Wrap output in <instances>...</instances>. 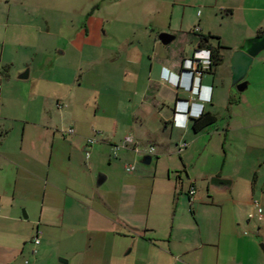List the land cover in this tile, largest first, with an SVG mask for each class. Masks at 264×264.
I'll use <instances>...</instances> for the list:
<instances>
[{
    "label": "crops",
    "instance_id": "obj_1",
    "mask_svg": "<svg viewBox=\"0 0 264 264\" xmlns=\"http://www.w3.org/2000/svg\"><path fill=\"white\" fill-rule=\"evenodd\" d=\"M238 3L241 0H234L226 9L228 13L235 15L241 8ZM94 19L90 15L87 24L74 27L67 38L66 32L59 29L57 39L62 38L61 43L65 44L55 45L61 56L49 57L50 65L66 61L71 48L82 54L90 47L99 50L100 57H106L102 21ZM10 27L4 26L2 32L0 29V69L11 78V71L22 56L23 31L17 19ZM263 28L260 23L255 36L263 35ZM138 33L134 29L129 36L133 38ZM191 33L198 36L195 42L188 32L183 34L193 54L205 50L199 47L200 37L213 33ZM160 34L161 31L152 33L144 27L142 39H128L125 62L134 67L128 72L132 78L111 81V85L119 83L121 90L126 91V109L120 112L128 114V118L126 123L116 118L114 125L129 126L139 141L156 145V153H147L152 161L153 155L173 147L179 154L191 152L199 137L209 134L212 126L215 131L210 139L223 148L225 156L230 151L235 157L229 164L225 161L220 169L208 162L198 172L187 168V178L176 169L175 180L171 179L173 170L169 166L171 188L167 196L172 197L173 204L166 206L165 211L153 208L155 181L149 188L143 173L134 176L136 186L98 191L94 188L95 165L88 166L96 143H89V129L83 119L73 117L76 108L83 107L87 100L81 91L82 81L76 78L74 84L65 77L42 78L39 73L33 75L32 65L26 63L31 68L21 72L20 78L34 77L30 78L33 85L27 97L9 94L7 100L14 104L9 108L0 98V264H43L44 258V264H62V256L67 264H264V110L254 118L255 113L233 106L247 102V98L232 88L231 94L228 90L232 64L219 36V40L211 38V43L222 46L223 61L195 77L192 93L188 90L191 76L183 74L185 60L189 59L184 57L185 49L171 52L170 44L178 33H170L174 39L166 48H161L164 44L155 37ZM141 40L146 43H137ZM120 58L118 50L111 51L109 59ZM74 60L80 64L82 56ZM146 60H150L147 71ZM67 87L70 88L65 90ZM24 101L27 111L23 110ZM180 101L190 102L191 117L210 111L216 114L217 121L199 132L193 130L192 119L187 127L175 125L176 108L185 105ZM67 108L75 112L72 116L68 113L70 116L65 119ZM184 143L187 146L182 147ZM116 145L119 144L113 139H107L100 147L112 150L115 158L126 148L140 152L135 141L120 149ZM75 156L85 160V166L81 163L79 167L89 175L86 181H80L77 166H72ZM213 177L225 181L212 184ZM192 187L196 190L193 195ZM255 200L260 207H255ZM23 210L27 213L23 214ZM39 225L44 236L35 244L32 239ZM26 254L32 262L25 260Z\"/></svg>",
    "mask_w": 264,
    "mask_h": 264
},
{
    "label": "rangeland",
    "instance_id": "obj_2",
    "mask_svg": "<svg viewBox=\"0 0 264 264\" xmlns=\"http://www.w3.org/2000/svg\"><path fill=\"white\" fill-rule=\"evenodd\" d=\"M242 1L240 4L238 3L241 8L235 11V15H231L226 9L229 8V5L234 4V0H0V23L12 28L17 19L21 21L23 31L22 56L12 69L11 78L6 76L4 69H0V98L5 99V108H9L14 106L12 101L7 100L9 94H21L27 97V93L33 85V79L30 78L34 77L21 79L20 73L27 67L31 68L29 63L32 65L33 75L39 73L42 78L65 77L69 81H74V84L76 78H79L83 83L81 91L87 96V100L83 107L76 108V112L67 108L65 119L70 116L68 113H71L72 116L75 112L73 117L83 119V122L86 123L85 126L89 129L88 138L101 140L93 146L91 154L93 159L88 163L89 165L87 164L88 166L95 165L94 188L101 191L133 187L138 185L134 181V176L143 173L144 182L149 188L153 187L155 181L153 208L158 207L165 211L166 206L173 204L172 197L167 196L168 189L171 188L168 180L169 166L173 170L171 179L175 180L176 169L181 171L184 178H187L185 172L187 168L198 172L205 169L206 162H208V165L213 166L214 169H220L225 161L229 164L235 155L228 151L225 156L223 148L216 143L215 139H210L211 134L215 131V127L212 126L209 134L206 133L203 137H199L195 146L190 150L191 152L179 154L173 147L157 154V156L153 155V161L150 164H145L143 158L147 155L148 150L154 147L156 153L158 148L152 142L145 144L139 141L136 132L129 126L120 125L116 128L114 125L116 118L124 119V123L127 122L128 114H122L120 111L126 109L124 105L127 104L128 96L124 89L121 90L119 83L111 85V81L115 82L119 79L124 81V78H132L128 72L134 67L125 62L124 49L127 47L128 39L132 38L129 35L134 29H138L139 33L133 38L142 39L144 27H148L152 33L177 32L176 40L170 44L171 52L185 49L184 57L189 59H193L195 53L193 54L194 50L185 40L183 33L188 32L190 38H193L192 41L195 42L198 36L191 31L211 32L220 37V40H217L227 47L231 59L233 52L238 47L243 45L247 39L255 36L260 23L264 27V0H245V3ZM242 5H244L243 8ZM90 15L102 21L101 30L103 35H106V45L104 46L106 51H103L106 57H100V51L90 47H86L82 54H78L71 48L66 61L55 62L54 66L50 65V58L61 56L60 50L57 51L54 48L55 45L57 43L65 44L61 43L64 41L62 38H60L62 41L57 39L59 29L66 32L67 38V33H73L74 27H84ZM147 23L148 25H146ZM4 26L0 25L1 32ZM155 37L159 40V35H155ZM137 43L143 45L146 42L141 40ZM161 48H166V46L162 45ZM114 50H118L120 59H109L111 51ZM81 56L82 62L76 64L74 59ZM43 58L46 59L43 60ZM26 60L29 61L26 62ZM144 63H147L145 67L147 71L150 68V60H146ZM223 68L225 67H221L220 70H224ZM246 80L248 87L239 94L245 96L247 102L245 100V102L235 103L233 106L237 110H245L252 115L255 113L253 116L257 118L259 117L257 112L264 110V50L254 58ZM101 82L103 83L101 84ZM68 88L70 87L65 90ZM231 88L233 89L230 77L228 88L230 94ZM118 91L120 93H117ZM120 101L124 104H121ZM22 106L24 111L29 108L26 101L22 103ZM127 135L134 138L139 153L131 148H126L120 150L118 157L115 158L112 150L100 147L107 139H113L116 144L122 145L123 139ZM209 140L214 143L210 142L209 144ZM240 156L243 158L242 150ZM71 161L72 166H77V177L80 181H86L89 175L79 167L81 163L85 166L83 157L75 156ZM131 166H135V170H131L132 173L126 169ZM99 174H104L107 178L101 185L97 184ZM184 195L189 204L187 193L185 192ZM174 208L175 205H173ZM25 212L23 210V214ZM39 228L42 231L40 237V241H42L44 229L41 225ZM25 260L32 262L29 254L25 255ZM42 263H46L45 258Z\"/></svg>",
    "mask_w": 264,
    "mask_h": 264
},
{
    "label": "water",
    "instance_id": "obj_3",
    "mask_svg": "<svg viewBox=\"0 0 264 264\" xmlns=\"http://www.w3.org/2000/svg\"><path fill=\"white\" fill-rule=\"evenodd\" d=\"M159 39L164 45H168L174 39V35L164 32L159 35ZM263 50L264 34L247 39L243 45L233 52L231 57V69L233 72L232 87L236 94H239L248 87V82L246 80L247 74L252 66L254 58ZM151 161V155L144 156L143 162L145 164H150ZM105 180L106 176L104 174H99L97 184L101 185ZM224 181V179L219 177H213L211 179L212 184H220L224 183ZM60 261L62 264H67L66 259L61 258Z\"/></svg>",
    "mask_w": 264,
    "mask_h": 264
},
{
    "label": "built area",
    "instance_id": "obj_4",
    "mask_svg": "<svg viewBox=\"0 0 264 264\" xmlns=\"http://www.w3.org/2000/svg\"><path fill=\"white\" fill-rule=\"evenodd\" d=\"M202 53H205V55H203ZM210 60H211V51L210 50H208V49L197 50L193 56V59L185 60L184 68L186 67L187 69L186 70L184 69L183 71H185L189 76L201 77L202 74L209 68ZM180 103L187 105V102L180 101ZM177 115H178V113L176 112L175 116H177ZM72 131L73 130L71 129L70 132H72ZM97 141L98 140L96 138H89V143L91 145L97 143ZM132 144H134V138L132 136L128 135L124 138L122 145H120V144L116 145V149H120L121 147H129ZM183 146H187V143H184L182 145V147ZM154 151H155V148L151 147L147 153L152 154ZM89 156H90V152L87 151V157H89ZM128 168L131 170L134 169L133 166L128 167ZM195 192H196L195 188L192 187L190 194L193 195ZM254 205L256 208L260 207L259 201L255 200ZM250 217H253V214H251ZM41 234H42V231L40 230V228L38 226L36 229V234H35L34 240H33L35 244H39L41 242L40 241Z\"/></svg>",
    "mask_w": 264,
    "mask_h": 264
},
{
    "label": "trees",
    "instance_id": "obj_5",
    "mask_svg": "<svg viewBox=\"0 0 264 264\" xmlns=\"http://www.w3.org/2000/svg\"><path fill=\"white\" fill-rule=\"evenodd\" d=\"M211 38H217L218 36H215L213 34L208 35H201L199 47H205L206 49L211 51V60H210V66L208 69L212 70L213 68H216L219 66L223 61V56L221 53L222 46H216L213 43H211ZM193 123V130L195 132L202 131L206 127L214 124L217 121V116L213 112H204L199 117H191Z\"/></svg>",
    "mask_w": 264,
    "mask_h": 264
},
{
    "label": "clouds",
    "instance_id": "obj_6",
    "mask_svg": "<svg viewBox=\"0 0 264 264\" xmlns=\"http://www.w3.org/2000/svg\"><path fill=\"white\" fill-rule=\"evenodd\" d=\"M186 70L187 68L183 67V70ZM186 72L184 71L183 74H185ZM167 79H169L168 77H166ZM181 79H182V75H180V77L178 78V81H177V84L180 85L181 84ZM195 77L191 76V84L188 85V90L189 91H192V93L195 91ZM197 90V93H200V89H201V86L197 87L196 88ZM190 102L187 101V105H183V106H180V108H176V112L178 113L177 116H175V119H174V124L177 125V126H180V127H187L188 126V123H189V120L191 119V116H190V105H189ZM182 116V120H179V117Z\"/></svg>",
    "mask_w": 264,
    "mask_h": 264
}]
</instances>
